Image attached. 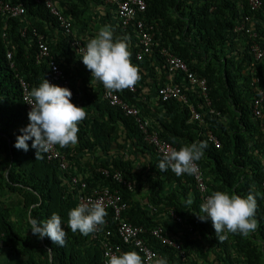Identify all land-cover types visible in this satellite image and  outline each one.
<instances>
[{
  "label": "trees",
  "instance_id": "1",
  "mask_svg": "<svg viewBox=\"0 0 264 264\" xmlns=\"http://www.w3.org/2000/svg\"><path fill=\"white\" fill-rule=\"evenodd\" d=\"M4 1L22 3L26 8L21 17H11L0 10V231L5 235L4 245L13 246L19 236L25 248L18 253L28 254L32 259V253L43 255V249L46 255V250L52 249L59 264H103L104 241L118 243L125 251L141 255L137 248L123 243L113 229L110 210H106L105 221L112 228L111 234H107L109 227L105 225L96 238L92 233L87 236L78 231L72 233L67 226L68 212L76 207L79 194L84 196L108 187L118 190L127 200L126 219L149 229L160 222L151 216V209L142 198L161 211L174 208L193 227L189 242L206 239L208 249L204 250V257L209 264L223 261L225 257L221 256L226 254L228 264H264V115L258 117L253 112L257 86L264 89V58L257 61L250 49V36L243 30H235L236 25L246 23L258 32V42L264 48V3L261 9L251 11L246 0H146L147 8L139 17L154 25L155 41L150 51L145 52L138 40V30L132 25L124 27L119 19L112 20L106 0H53L72 19L70 33L60 27L44 0ZM106 25L113 30L114 39L128 38L131 62L140 70L136 90L119 91V95L137 105L141 115L150 120V130L172 142L178 150L206 141L208 147L197 162L208 192L255 195L259 223L256 231L248 236L228 233L220 242L211 220L201 221L194 214H201L203 203L194 176H177L171 169L160 172L156 165L161 157L154 145L145 140L135 118L102 98V84L92 78L72 42L78 39L86 45ZM33 28L45 35L51 55L76 89L74 103L85 107L87 117L79 124L78 143L62 151L70 161L69 172L88 157L92 163L90 175L76 174L87 181V188L71 184L73 173H63L58 162L48 161L45 153L42 159H36L31 140L27 142V152L14 146L21 129L30 122L19 78L27 79L32 88L38 87L49 71L51 56L42 57V62L36 60L38 43ZM163 48L182 56L190 69L207 78L210 105L197 88L183 86L178 77L174 82L182 85L188 102L159 98L157 88L168 83ZM8 51L13 54L11 59ZM139 51L145 52L142 60L137 58ZM73 73L84 76L79 85ZM256 77L260 79L257 83ZM93 85L97 89L91 92ZM191 104L203 114V121L191 119ZM209 130L219 138L220 147L209 140ZM99 168L111 170V175H104ZM115 170L133 182L132 189L112 178ZM138 195L142 198L137 199ZM189 195L194 201L191 206L186 204ZM53 212L61 216L62 227L68 233L64 247L47 237L43 241L32 236L23 238V227L32 233L30 219L44 222ZM144 237L147 243H154L150 233ZM182 242L187 245L185 240ZM158 248L167 264H175L177 258L181 260L173 249L163 245ZM219 253V258H212ZM32 262L50 264L48 258Z\"/></svg>",
  "mask_w": 264,
  "mask_h": 264
},
{
  "label": "clouds",
  "instance_id": "2",
  "mask_svg": "<svg viewBox=\"0 0 264 264\" xmlns=\"http://www.w3.org/2000/svg\"><path fill=\"white\" fill-rule=\"evenodd\" d=\"M106 2L108 4V7H111V6L114 7L107 0ZM246 2L248 3L251 11H257L261 9L263 6L262 4L260 8L252 9L249 2L247 0ZM263 3H264V0H263ZM146 8L138 12L137 18L142 19L139 16L141 15L143 11L146 10ZM111 19L114 21L115 20L117 21V19L121 20L117 16V13L115 12L113 13V16ZM70 20L72 21L71 18ZM122 25H123V22H122ZM130 25L136 28V25L134 22L131 21L126 26H130ZM146 25L149 26L153 24L146 23ZM123 26L126 27L125 25ZM239 26L240 28L238 29L237 27ZM242 26H244V28H242ZM247 27L250 28L246 23H242V24L236 25L235 30L245 31L246 34H248L250 38L252 39L253 37H251V35L246 31ZM34 29L35 28L32 29V33ZM154 29H152L153 32H154ZM250 29L254 31V29L252 28ZM23 33H26V29ZM154 36H155V32H154ZM138 38H139V30H138ZM256 40L258 41V38ZM72 47H74L78 55L82 56L83 64L86 66L88 70H90L92 78H94L95 80L99 81L102 84L103 90L104 88L106 90L114 91V92H119V91H124V90H134L136 84L140 80V70L136 65H134L131 62V52L129 51L128 38L125 37L122 39H114L113 30L111 29L110 26L106 25V26L101 27L97 35L93 38H90L86 45L81 44V42L78 41V39L74 40L72 42ZM8 52H11V51H8ZM139 52H141L142 55L144 56V53L148 51L145 50V52H142V51H139ZM161 53H162V50H161ZM50 56L51 58L50 60H48L49 65H50L51 60H55L56 62L58 61L54 57L53 54ZM143 56L142 58H139L137 54L138 59L142 60ZM37 62H42V60L40 59V61H37ZM167 71L170 76L169 80H172V77H171L172 75L169 72V68ZM20 78H24V77H20ZM173 78L175 80L176 76H173ZM169 82L170 81H168V83ZM70 83L71 82H69V87H72L74 89L75 91L74 95L69 88L62 87L58 83L56 84L50 83L49 80L45 78L39 84L38 87L32 88L31 86L32 89L29 92L28 97L25 100V102L31 106L30 111L28 112V118L30 122L25 128L21 129L22 134L17 137V140L14 145L17 149H21L27 152L29 150V145L27 142L31 140L32 141L31 147L36 150L35 151L36 159H42L43 158L42 154L48 153L49 151L53 149L54 146L57 145L60 153L66 157V161L68 163L67 170H63L60 167L58 160H48V161H57L59 169L63 173L69 172L70 161L68 157L66 156V154L63 153L62 151L63 149H60V147L65 148L69 146H75L78 143L79 124L83 122L87 117L85 107L77 106L74 103V96L77 95V91ZM185 84L186 83L184 82L182 85L186 86ZM160 87H158V89ZM103 90H102V98L106 100L103 97ZM255 96H256V92H255ZM71 97H72V100H71ZM113 106H116V105H113ZM134 106L138 107L137 105H134ZM192 106L194 105L191 104L190 107ZM138 109L140 111L139 107ZM191 115H192V109H191ZM128 116H132V115H128ZM132 117L135 118L140 128V121L138 120V117H135V116H132ZM139 118H141L142 120L148 121L149 132L157 133L156 131L153 132L150 130V120L147 117L142 116L141 112H139ZM140 130L142 131L144 138L146 140L144 131L141 128ZM207 147L208 145L206 141H200V142H194L191 145L183 146L179 150L178 149L177 150L175 149L165 150L163 153V156L162 157L160 156L161 159L159 160L156 167L160 170V172H165L171 169V171L175 173V175L177 176H182L184 174L194 175L198 171V166L196 162L203 158L205 154V149ZM156 153L159 154L157 151ZM69 174L71 173L69 172ZM73 176H77V175L75 174ZM71 177L72 176L70 175V183L75 184V183H72ZM75 185H78V184H75ZM78 188L81 189L83 187L78 185ZM132 188H133V182H132ZM132 188H129V189H132ZM88 194H91V193H87L84 196H87ZM78 201H79V198L77 200L76 207L72 208L68 212L67 226L71 230L72 233H76L78 231L80 234L87 236L91 233L96 232L100 228V226L105 224L106 222L105 217L107 215L106 207L103 202L98 201V200L82 202L80 204H78ZM125 201L127 202V200ZM142 202L149 209L157 208L156 206H153L151 203H149L147 200H142ZM193 202H194L193 198L191 197V195H189L186 201V204L188 206H191ZM257 208H258V204H257L256 197L251 192H249L246 196H241L237 194L230 195L229 193L222 192V191H213L210 195L206 197L205 201L200 205L201 214H197L196 212H194V214H196L201 221H206L210 219L212 222V226L215 230L216 237L218 238L220 242H223L226 239V236L228 233L248 236L250 233L256 231L257 228L259 227L258 220L256 219ZM171 210H174L176 212L174 208L164 210V211L169 216H171L169 213ZM176 214L178 213L176 212ZM171 217L174 218L173 216ZM182 219H183L182 222H178L176 219L175 220L178 223L184 224V227H187L188 228L187 230H189L190 232H194L193 227L189 226L186 223V220L184 219V217H182ZM29 224H30V229L32 231V234L36 235L39 239H43L47 237L59 247H64L66 245V238H67L68 233L62 227V219L59 214L53 212L51 216L44 222H40L33 218L29 220ZM137 225H142V224H137ZM158 225H162V224H157L155 226H158ZM143 226L147 229L146 233H150V230L153 228L152 227L149 229L145 225ZM163 227L165 229V226ZM113 229H115V226ZM2 233L4 234V232ZM146 233L143 234L144 239H145L144 235ZM166 233L168 232L166 231ZM4 236H3V243L0 244V246H4ZM151 238L153 239L152 235H151ZM176 240L181 242L182 247L185 252V258L182 257V255L180 254L178 250H175L168 246L166 247L173 249L176 253H178L181 260L187 259V250L184 247L183 242L179 239H176ZM150 245L156 246L157 248L159 246L157 245L155 240H154V243ZM46 251L49 254V259H50V264H51V258L54 255L53 250L47 249ZM159 251L161 250L159 249ZM161 253L163 254V252ZM103 262H104V259H103ZM105 264H167V260L166 258H161V257H150L148 258V261H145V259L142 258V256L136 251H125V252H122L120 255H115V254L110 255V258L106 260Z\"/></svg>",
  "mask_w": 264,
  "mask_h": 264
},
{
  "label": "built area",
  "instance_id": "3",
  "mask_svg": "<svg viewBox=\"0 0 264 264\" xmlns=\"http://www.w3.org/2000/svg\"><path fill=\"white\" fill-rule=\"evenodd\" d=\"M37 2H41L42 0H36ZM110 4H112L115 9L117 16L122 20L123 25L129 24L131 21L135 23L136 28L139 30V41L140 44L144 47L146 51H149L151 46L154 44V25H146L143 19L137 18V14L139 11H142L146 8L145 0H107ZM252 9L260 8L263 4V0H247ZM46 6L49 8L51 14H53L60 23V27L65 29L66 33L72 32L73 24L70 18H68L64 12L54 3L53 0H44ZM0 10L11 17H19L22 16L26 10L25 6L22 3L12 4L9 1L0 0ZM238 29L240 28L237 27ZM244 28V26H242ZM246 31L253 37L250 43L251 52L256 60H261L264 58V48L263 46L256 40L258 37V33L251 30L250 28H246ZM34 36H37V51H36V58L37 61L44 56H50V47L45 40V35L40 33L38 29H34L33 31ZM83 50V48H82ZM162 54L166 57V61L168 63L169 72L172 75V80L164 86H161L158 89V95L163 101H168L173 98H180L184 102H188V97L183 90L182 85L175 83L173 76L174 72H181L185 76V85L192 88H197L203 97L205 98L208 105L211 104V99L209 96V88H208V80L205 76H199L193 70L189 68L188 63L183 59V57L172 53L167 48L162 49ZM8 58H12V53L8 52ZM142 53H138V57L142 58ZM50 71L47 73L45 79L49 80L50 83L56 84L58 83L62 87L69 88L73 95L75 93L72 87H69V80L66 78L65 74L63 73L62 69L58 65L55 60L50 61L49 65ZM259 78H254V82H258ZM21 89H22V99L27 111H30L31 106L25 102L26 98L28 97L29 92L31 91V84L25 78H20L19 80ZM184 86V85H183ZM136 86L134 90L135 91ZM72 95V96H73ZM103 97L111 104L119 106L127 115H132L138 117L140 121V128L144 131L146 140L154 145L155 150L163 156L165 150L175 149L177 150L176 146L170 143L167 140H162L157 133H151L148 130V121L142 120L139 118V109L138 107L130 104L124 98H122L118 92L109 91L104 88L103 90ZM72 100V97H71ZM264 89L262 87H257L256 96L254 97V105L253 111L254 114L258 117H262L264 114ZM192 115L191 118L194 120L203 121L204 116L201 112L197 111L194 106L191 107ZM214 109H211L213 111ZM207 136L210 141H212L215 146L220 147L221 142L219 138L212 132L208 131ZM48 160H58L60 167L63 170H67L68 163L66 161V157L60 153L58 150L57 145L53 147L51 151L45 153ZM198 171L194 174V179L198 190L201 193V197L203 202L205 201L206 197L210 195L208 192V186L205 180L204 173L199 165L198 162ZM104 175L109 176L111 175V171L107 168H100L99 169ZM112 177L119 183H122L128 188H132V181L127 180L124 178L121 171L116 170L112 173ZM72 183L78 184L81 187H87V182L84 180H80L77 176L71 177ZM101 201L104 203L106 210H111L113 214L114 226L115 230L117 231L118 236L121 238L123 243H126L130 246H134L139 250L142 255V258L145 261H148L150 257H161L163 258V254L156 246H152L146 242L143 238V234L147 232V229L143 225L133 224L132 222L128 221L124 217V212L128 208V204L125 199L122 197L118 190H112L111 188H98L95 189L91 194L87 196H83L82 194L79 195L78 204L87 201ZM170 215L173 216L178 222H182V217L176 214L174 210H171ZM105 226H108V222L106 221ZM92 233L93 237L96 238L98 234L101 232L100 230L103 229V226ZM109 227V226H108ZM112 228L109 227L107 229V234H111ZM153 239L157 243V245H164L171 247L175 250H178L183 258H185V252L182 247L180 241L176 240L168 233H166L164 227L162 225H158L153 227L150 230ZM3 236L4 234L0 232V244L3 243ZM104 262L110 258V255H120L122 252H125V249L122 245L118 243L104 241Z\"/></svg>",
  "mask_w": 264,
  "mask_h": 264
},
{
  "label": "crops",
  "instance_id": "4",
  "mask_svg": "<svg viewBox=\"0 0 264 264\" xmlns=\"http://www.w3.org/2000/svg\"><path fill=\"white\" fill-rule=\"evenodd\" d=\"M73 71H75L73 69ZM76 72V71H75ZM73 77L75 78L77 85H79V80L80 78L82 79V77L84 76H80V74L78 73H73ZM173 75H175L176 77H178L181 80V83L185 82V76L182 73L178 72H174ZM170 76L169 73L167 72V82L170 81ZM84 80V78L82 79ZM198 88V87H197ZM97 86L93 85L92 86V91L96 90ZM158 89V88H157ZM156 90V89H155ZM60 149H62L60 147ZM74 166V165H73ZM92 163H90L88 161V157H86V159L83 160V162H81L77 167L75 166L74 169L73 167H71L73 172L72 175L75 174H82V175H90V170ZM70 171V169H69ZM75 171V172H74ZM142 197L140 195L137 196V199H141ZM142 200H145L144 198H142ZM151 216L158 220L160 222V224H162L163 226H165L166 231L173 236L176 239H179L181 241H186L187 245H185L184 247L187 250V259L185 260H179L177 258V260L175 261V264H209L204 255H205V251H207L208 249V243L206 241V239L203 237L202 239H199V242L195 243H191L188 240V235L190 233H194V232H190L189 230H186L184 227V224L182 223H178L174 218H172L171 216H169L164 210H160L158 207L157 208H151ZM13 220H16L15 218H13ZM23 232L21 231V234L24 236H32L34 239H38V241H43V239H39L36 235H33L29 230H26L25 227H23ZM22 238H20L19 236H16L15 239V244L13 246L11 245H4V246H0V264H20V262L23 259L22 264H25L24 262L27 260L29 263L28 264H33L32 259L36 260L37 263H39L40 261L43 262L46 258L49 259V254L47 253L45 255V252L42 249L43 255H41L40 252H38V255L35 253H32L33 258L31 259L29 257L28 254L25 253H18V250L25 248V246L22 244ZM201 242V243H200ZM35 242L32 240V244H34ZM204 247V248H203ZM35 254V255H34ZM54 254V253H53ZM55 255V254H54ZM52 256L51 258V264H59V260L57 258V255ZM220 257V253L217 254L216 256H213L212 258H219ZM221 257H225L223 259V261H219L220 262H216L215 264H228V258H227V254L226 255H222ZM50 260V259H49ZM231 260H235V259H231ZM235 262V261H234ZM242 264V263H239Z\"/></svg>",
  "mask_w": 264,
  "mask_h": 264
},
{
  "label": "rangeland",
  "instance_id": "5",
  "mask_svg": "<svg viewBox=\"0 0 264 264\" xmlns=\"http://www.w3.org/2000/svg\"><path fill=\"white\" fill-rule=\"evenodd\" d=\"M110 9H111V11H112V13H111V14H112V16H113V8H112V7H110ZM14 215H16V213H15V212L13 213V216H14Z\"/></svg>",
  "mask_w": 264,
  "mask_h": 264
}]
</instances>
